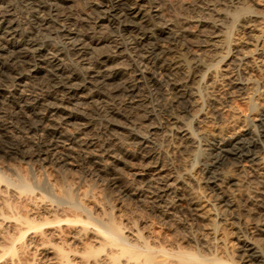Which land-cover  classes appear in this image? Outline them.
Listing matches in <instances>:
<instances>
[{"label":"rangeland","instance_id":"obj_1","mask_svg":"<svg viewBox=\"0 0 264 264\" xmlns=\"http://www.w3.org/2000/svg\"><path fill=\"white\" fill-rule=\"evenodd\" d=\"M34 1L0 0V11L9 6L14 13L8 18L19 23L14 27L15 36L0 34V77L9 65L25 70L0 91V167L7 164L12 168L9 175L15 180L28 176L25 184L44 193L55 205H76L84 211L92 208L101 222L111 212L126 235L141 231L143 236L170 246L179 241L186 248L204 247L206 253L217 247L221 256L230 254L229 259H242V264H264V208L259 207L264 204V184L260 183L264 182V170L257 162L232 158L209 168V155L220 153L227 141L255 138L263 129L264 45L253 55L249 51L264 31V0L217 1L221 10L237 15L232 26L234 42L228 49L209 47L211 43L202 41L203 33L193 23H188L189 32L177 40L172 33L161 34L160 44L174 43L168 56L180 64L174 78L188 79L197 89L206 90L204 95L210 91L213 96L210 102L203 99L201 107L175 103L176 90L170 85L169 73L142 62L137 50L130 48L129 38H120L122 44L113 47L110 20L98 14L102 6L109 5L105 0H38L50 9L60 5V14H40L46 18L44 22L32 17ZM166 1L172 6L165 14L173 11L176 16L191 18L199 12L194 0ZM225 21L229 22L223 20L221 27L227 28ZM250 21H254V33L246 27ZM215 27L212 32L221 29ZM31 32L40 45L18 49L26 50L28 64L2 50L9 43L21 44ZM83 33L86 36H77ZM74 38L82 39L76 47L82 52L70 49ZM38 48L44 54L56 49L59 56L48 59L47 53L40 58ZM228 50L231 53L226 59H219ZM245 54L250 58L243 66ZM219 60L215 73L211 65ZM115 67L119 69L112 75ZM224 74L229 76H220ZM151 81L158 86V93L151 88ZM253 123L257 127L253 128ZM187 130L196 135L190 137ZM260 148L259 155L264 156V148ZM212 172L219 173V181ZM48 174L61 183L69 180L72 190L70 183L64 190L55 188ZM84 191L90 192L86 198ZM210 220L221 224L222 232L216 235L219 242L210 239L213 235L205 236L212 229ZM90 237L85 241L88 245L84 241L78 244L81 252L91 245L98 247L93 235ZM249 243L257 244L258 253L247 251ZM44 256L29 250L22 257L28 261L24 264H50ZM247 260L253 263H245Z\"/></svg>","mask_w":264,"mask_h":264},{"label":"bare ground","instance_id":"obj_2","mask_svg":"<svg viewBox=\"0 0 264 264\" xmlns=\"http://www.w3.org/2000/svg\"><path fill=\"white\" fill-rule=\"evenodd\" d=\"M105 1L109 5L106 6L104 4L105 6H102V8H100L99 6V8L102 10H100L98 14H102V15L105 14L110 20L111 31L109 33L110 36L109 41L113 44L115 43L113 46L115 49L118 48L117 46H120L122 44L121 43L122 40L120 38L126 36L127 38L130 39L129 40L130 42L128 43L131 46L130 48L135 51L137 50V52L139 53V55L137 56H140L139 59L141 58L140 60L142 62L144 61L145 63L147 62L152 63L155 67H158L163 71L169 73L168 77L170 76V79L169 78L168 79L170 80V85H172V87L174 86V89L176 90V95H174L175 96L174 100L175 103L179 104L180 106L184 104L185 105L189 104V107L190 106L195 107L197 105L201 107L200 104H202L201 102L203 99L209 100L210 102V98L213 97L208 94L210 91L207 93V95H204L203 92L205 93L206 90L202 91L201 88L197 89L194 83L190 84L188 79L186 80L181 79V81L175 79L176 78L175 74L177 73L175 72V70L179 68L178 66H180V64L177 65L178 62H173L171 57H170L171 60L168 58L169 54L173 50L174 43L167 42L165 45H162L160 44V41H162V38L160 36H162L161 34L170 35V33H172L173 34L172 38L174 40L176 38H180L181 36L183 37L185 32H189L187 28L188 23H193L199 26V28L201 29L200 33L202 32L203 36L201 35L200 36L204 37V39H207V40L204 39L202 40L201 38V40L204 41L205 43L206 41L211 43L210 44L211 46L209 45V47L228 49L230 45L233 44L232 42H234V40L232 41V26L234 24V21L237 20V15L236 13H234V11H233L234 14L230 15L232 13H226L225 12L226 9L221 10V8L217 6L218 0H194L196 5V6L194 5V7H196V9H198L199 12H197L198 14L195 15L194 17L190 16L191 18H189L186 17L187 15L183 16L182 13H181L182 15L176 16L175 13L173 14L172 10H170L169 12L171 13L172 11L171 14H165L164 13L166 11L165 9L168 8L169 11L170 8L169 6H172V4L169 5V2H167L166 0H135L133 2L132 0H105ZM55 6H57V4H55L50 9L45 5L44 2L35 0L32 4V8H33L32 17L35 20L39 19L41 22H44L46 18L45 19L42 18L40 14L48 11L49 12L52 11V13L53 12L59 13L60 9L58 10V8H60L59 7L60 5L58 6V8H56ZM236 7L238 6H235V8ZM13 13L14 12L9 6L6 8L4 7L2 11H0V19L2 18L3 20L2 22L0 21L1 22L0 34L4 33L7 34V36H13L14 34L15 36L16 34L15 32L17 30H15L14 27L19 25L18 20L17 21L15 20L16 23H18L16 24L14 20L10 21V19L8 18V16L13 15ZM97 18L100 20L103 19V17L100 16ZM226 19L229 20V22L225 21L228 22L227 25L229 26H227V28L221 27L222 21ZM253 23L254 21H250L246 23V27L250 28V31L252 33H254L255 31L254 30L255 28H253L255 27ZM222 24H224V22ZM215 26H219L221 27V29L215 31L216 30ZM211 29H215L214 30L215 32H212ZM263 34L264 31L260 35L258 34L259 36H257V41L255 42V46H253L254 47L253 51H249L251 55L257 53V51L262 49L264 45L263 44L264 41L262 38L264 36ZM29 35L32 36L30 37L28 36L21 44L9 43L8 47H3L2 50L12 54L13 59H22L24 64H28L27 60L30 59V56L25 52L26 50H24L23 52L22 50H18V49L20 48V46H24V45H27L29 47L40 45L39 44L40 40L37 37H33L34 32H31V34ZM77 36L83 37L86 36V34L85 33H83L82 35L77 34ZM79 39H76V41L73 42L75 44H73L74 45L72 46L73 48L70 49L76 50L77 49L76 47L81 45L80 43L77 44V42H80L82 40ZM38 50H39L40 58H45L46 54L48 53L49 55H47L46 58L53 57L57 59V56H59L57 55V53L60 52V51L56 52L55 51L56 49H54V52H49L50 50L49 49L47 51L45 50L47 53L44 54L43 53L44 50H42L41 48H38ZM77 50L81 51L83 49L80 48ZM230 53H231L230 50H228L227 53L225 52V55L221 53L223 56L220 54L221 56L219 57V59L221 60L226 59V56H228ZM74 55H76V53ZM247 58L250 57H247L246 54L243 55V63H242L243 66L247 65L248 62L245 63V60ZM219 62L220 60L217 63L215 62V64L211 65V67H213L212 71H214L215 73H218L217 64H219ZM199 64H197V66H199ZM16 65L6 66L8 67V72L4 73L0 77V83H1L0 91L3 90L2 88L6 86L5 84L8 81L11 82L10 81L11 79H13L12 81H14L16 78L21 76L23 70L21 69V67H18L19 65L18 66ZM194 68H196V66ZM118 69L115 67L114 71L112 72V75L115 74L117 72L116 70ZM60 72L64 73L66 72V70L60 69ZM227 75L224 74L220 76H223L224 78ZM107 77L111 78L110 76ZM205 78L206 75L203 76V78L201 79L204 80ZM153 82L154 81H151L150 84H152ZM241 85H245V84L241 83ZM207 86L205 84V87ZM157 87L158 86H156L155 84L151 85V88H153V90L156 89V92L158 93L159 89ZM41 99H43L42 96L39 100ZM212 100L214 99L212 98ZM182 108L185 109L186 113H189L188 112L189 110L187 111L185 106ZM261 124L262 126L261 125L260 126L263 129L261 128H260L261 130L257 129L258 130L257 133L256 131H254L256 133L255 138L253 137L251 139H248L246 137L245 138L236 137L233 140V142H229L226 140L227 141L225 143L226 147L222 148L220 153L219 152L216 154L211 153L209 155L210 158L209 157L208 158L211 161V165H209V168L210 169L215 168L217 164H220V162L232 158L234 160H240V161L249 160L251 162H257V165L262 167V170H264V156L259 155L261 153V151H259L261 149L260 146L264 148V145H262L264 143V122L262 120H261ZM251 126H253V128L257 127L255 126L254 123L251 124ZM188 135L192 137L195 136L196 134L190 133L188 131ZM6 165L0 167V264H24L28 262L25 259L23 260V258L25 257V255L28 254L29 250H33L35 254H39V255L45 253L46 256V257L44 256L45 261L46 260L47 262L51 261L50 264H242L241 263L242 259L239 261L229 259L230 254H227L228 257L221 256V254L219 253V249H217V247H215L216 248L214 249L215 251L212 250L213 248L211 250L205 248L208 251L206 253L205 250L203 251L204 247H200L199 249H197L198 247L196 249L191 247L186 248L185 246L182 245L183 243L179 241L175 246H170L169 244L167 245L162 241L161 242L153 241L154 239L152 240L150 237L143 236L141 231H137L136 233L133 234L130 233L129 235H126L125 228L122 227L119 223H117V221L114 218H112L111 212L105 214L108 216V218L107 220L104 219L105 221L103 220L102 223L98 217L99 215H96V213L92 208L88 207V211H84L83 209H80L79 207H76V205H72V204H71L72 206L69 207H62L60 205H55L54 201L48 198V196H46L44 193H37L36 192L37 190L36 189H35L36 191L33 190L29 183H28L29 185L25 184L29 182L28 176L26 177L20 175L22 174L20 173L17 175L19 177L23 176L25 179L21 181L23 177H21L20 180L18 179L19 178L18 177L17 179L19 181L15 180L16 177L13 178L12 177L13 174H11L12 176L9 175V171L12 173V171L14 170L8 167V165L7 166ZM23 174L25 175L26 173ZM215 174H216L215 172L212 174V176L214 175L213 177H215L214 180L219 181L220 179L217 177L219 173L216 174V176ZM48 176L50 177L49 174ZM49 179L53 182V186L57 189L62 188V190H64V186L66 184L67 185L65 187H68L70 185L69 186L70 189L73 186V183L70 182H69L70 184L68 183L69 180H66L64 183H61L58 180L53 179L52 177H50ZM25 180L28 181L24 182ZM22 182L24 183L21 184ZM260 183L264 184V182L262 181H260ZM262 189L264 191V186H262ZM67 192L68 193L66 194L69 196L70 193L69 191ZM84 192L85 193L82 196L86 198L90 192L88 191H84ZM82 204L86 206V203L84 201L82 202ZM228 204L226 205L228 206ZM259 205H260L259 207L264 208L263 203ZM228 207L230 208L232 206H228ZM209 210H212V208ZM210 222H211L210 227L212 228L210 230L211 232L206 233L205 236L208 238L210 235H213L214 237L210 239L219 242V238L217 237L219 235L217 234L219 233L221 234L222 232V229L220 228L221 224L219 225L216 222L212 223L211 220ZM92 235L96 243L98 244V247L97 246L94 247L91 245L89 247H85L84 248L85 250L81 252L79 248H77L78 244L80 242L82 243V241H84L83 243L85 244L86 243L85 241L88 239V237L91 238L90 236ZM256 245H254L253 243H249V246L248 247L246 246L247 251L253 252V254L258 253L257 251L258 248ZM248 257H251V259H253L252 254H248ZM76 259H78L79 262L78 261L76 262ZM244 262L249 263L252 261L247 260ZM34 263L36 262H32L31 264Z\"/></svg>","mask_w":264,"mask_h":264}]
</instances>
